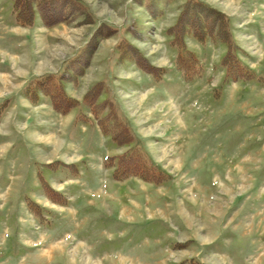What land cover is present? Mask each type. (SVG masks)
Wrapping results in <instances>:
<instances>
[{"label": "rangeland", "instance_id": "obj_1", "mask_svg": "<svg viewBox=\"0 0 264 264\" xmlns=\"http://www.w3.org/2000/svg\"><path fill=\"white\" fill-rule=\"evenodd\" d=\"M11 1L0 0V264H264V0H201L229 19L251 78L234 82L223 79L225 46L188 38L201 71L182 80L165 34L181 1L152 20L132 0H78L90 18L51 27L15 25ZM103 25L116 33L63 84L75 107L24 97L30 79L86 57ZM122 39L164 71L159 83L119 60ZM97 83L169 181L115 180L103 166L133 144L116 145L83 105Z\"/></svg>", "mask_w": 264, "mask_h": 264}, {"label": "trees", "instance_id": "obj_2", "mask_svg": "<svg viewBox=\"0 0 264 264\" xmlns=\"http://www.w3.org/2000/svg\"><path fill=\"white\" fill-rule=\"evenodd\" d=\"M174 1H181L182 4L175 22L165 31V34L171 38L168 45L175 53L174 67L180 73L182 80L191 82L201 71V66L194 53L186 47L185 39L188 38L201 46L208 40L225 46L226 51L220 60V67L224 70V82L249 81L251 79L249 72L237 56L238 48L232 37L229 19L223 13L201 0H132L152 20L162 17L163 8ZM83 13L88 20L89 12L86 6L78 0L11 1L12 21L21 27L32 26L36 19H39L45 27H51L59 23L74 21ZM114 33L116 30L106 25L97 29L91 41L88 42L87 49L85 48L88 54L86 57L74 56L68 64L64 65L61 74H47L30 79L22 89L24 97L30 103H35L39 96H42L48 99L52 109L59 113H66L75 107L76 102L65 94L63 84L72 83L76 77L81 76L83 68L88 63L93 45L98 40L113 36ZM85 49L84 53H86ZM116 50L120 61L133 62L142 72L151 75L152 81L160 82L164 71L150 66L130 42L120 40L116 44ZM66 75H69V78ZM103 91L102 83L95 84L83 97V105L100 119L99 124L103 133H112V140L116 145L133 144L126 121L116 111L112 100L99 101ZM102 111L107 113L104 117L99 115ZM103 166L114 168L112 177L115 180L136 176L155 186L170 180L164 171L146 157L140 144H133L125 153L105 159ZM37 177L42 190L45 193L52 192L39 173Z\"/></svg>", "mask_w": 264, "mask_h": 264}]
</instances>
